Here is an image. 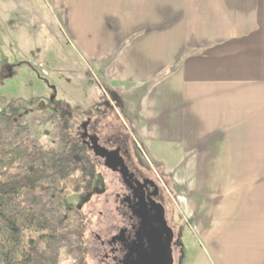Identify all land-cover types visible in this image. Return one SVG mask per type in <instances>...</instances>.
Returning <instances> with one entry per match:
<instances>
[{"label": "crops", "instance_id": "obj_1", "mask_svg": "<svg viewBox=\"0 0 264 264\" xmlns=\"http://www.w3.org/2000/svg\"><path fill=\"white\" fill-rule=\"evenodd\" d=\"M49 1L214 263L264 264V0Z\"/></svg>", "mask_w": 264, "mask_h": 264}, {"label": "rangeland", "instance_id": "obj_2", "mask_svg": "<svg viewBox=\"0 0 264 264\" xmlns=\"http://www.w3.org/2000/svg\"><path fill=\"white\" fill-rule=\"evenodd\" d=\"M62 30L49 0H0V111L5 110L1 98H23L29 130L45 148L54 142V115L69 136L89 151L97 174L92 190L80 189L78 171L66 183L64 200L66 206H77L86 216L87 264H103L97 234L107 237L119 222L115 196L121 184L119 177L86 144L82 124L87 121L89 132L96 133L108 146L126 147L132 161L161 183L168 198L167 218L179 238L175 264H215L192 226L184 202L176 195L180 193L177 182L182 183L186 172L174 171L173 178L171 171L152 162L147 148L137 144L117 112L121 97L111 93L102 76L73 50ZM119 135L121 142H115ZM58 264L76 263L63 250Z\"/></svg>", "mask_w": 264, "mask_h": 264}, {"label": "trees", "instance_id": "obj_3", "mask_svg": "<svg viewBox=\"0 0 264 264\" xmlns=\"http://www.w3.org/2000/svg\"><path fill=\"white\" fill-rule=\"evenodd\" d=\"M1 102L0 264H58L63 250L87 264L86 216L64 200L78 171L80 189L92 190L97 174L89 151L54 115V142L45 148L29 130L26 100Z\"/></svg>", "mask_w": 264, "mask_h": 264}, {"label": "flooded vegetation", "instance_id": "obj_4", "mask_svg": "<svg viewBox=\"0 0 264 264\" xmlns=\"http://www.w3.org/2000/svg\"><path fill=\"white\" fill-rule=\"evenodd\" d=\"M89 125L90 121L82 124L83 138L86 144L94 155L101 158L104 166L119 177L121 182L120 189L115 196V210L119 216V222L115 226L114 232L107 237L103 238L97 234L103 264H133L143 258L151 252L150 240L157 235V230L160 231L163 241H166L168 235L161 225L163 221L161 205L164 207V218L167 225L173 230L169 255L175 264V244L179 245V238H176L175 229L167 218L166 202L168 198L161 183L149 175L144 167H140L132 161V155L126 147L122 145L108 146L107 143L100 140L96 133L88 131ZM114 139L115 142H121L122 137L119 135ZM111 140L109 139V141ZM123 143L124 141L121 144ZM106 150H119L126 166L124 172L121 171L120 166L115 170L109 168L106 165V158L96 154V151L108 153ZM113 155L115 157V154L110 153V159ZM116 160L113 162L114 164Z\"/></svg>", "mask_w": 264, "mask_h": 264}, {"label": "water", "instance_id": "obj_5", "mask_svg": "<svg viewBox=\"0 0 264 264\" xmlns=\"http://www.w3.org/2000/svg\"><path fill=\"white\" fill-rule=\"evenodd\" d=\"M106 151H108V153L96 151V154L100 156H104L106 158L107 160L106 165L109 168L115 170L118 166H120L121 171L124 172L126 170L125 168L126 166H125L123 157L119 153V150H114V151L106 150ZM110 153L115 154V157L117 160L115 159L114 155L113 157L111 156L112 159H110ZM115 160H116V163L114 164L113 162ZM161 206L163 209L161 213V217L163 219V221L161 222V225H162L163 230L168 235V237L166 241L164 242L160 235L161 234L160 231L157 230L156 231L157 235L154 236L150 240L151 252L145 255L143 258L135 261L133 264H173V260L171 259L169 255V248H170L171 241L173 239V230L167 225V221L164 218V207L163 205Z\"/></svg>", "mask_w": 264, "mask_h": 264}]
</instances>
